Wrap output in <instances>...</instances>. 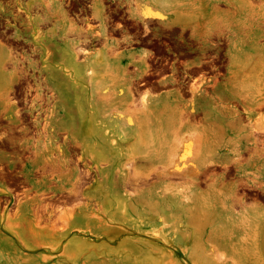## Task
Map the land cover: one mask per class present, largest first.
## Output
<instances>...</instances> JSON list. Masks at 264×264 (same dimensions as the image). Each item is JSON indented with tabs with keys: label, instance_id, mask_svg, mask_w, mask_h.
I'll use <instances>...</instances> for the list:
<instances>
[{
	"label": "rangeland",
	"instance_id": "374dc122",
	"mask_svg": "<svg viewBox=\"0 0 264 264\" xmlns=\"http://www.w3.org/2000/svg\"><path fill=\"white\" fill-rule=\"evenodd\" d=\"M23 1L0 0V264H264V0Z\"/></svg>",
	"mask_w": 264,
	"mask_h": 264
},
{
	"label": "flooded vegetation",
	"instance_id": "af4514ba",
	"mask_svg": "<svg viewBox=\"0 0 264 264\" xmlns=\"http://www.w3.org/2000/svg\"><path fill=\"white\" fill-rule=\"evenodd\" d=\"M162 18H164V16ZM202 23H203V21L199 20V24L202 25ZM175 61H176V59H173V60H171L169 62L168 61H160L159 64H157L156 68H154L151 72L148 73V75L150 77L148 82L153 83L154 85H161L162 78H165V75L167 76V75L172 74L171 73V69H172L173 63ZM167 70H169L170 72L162 74L164 71H167ZM185 76H190V74L186 73ZM144 83L145 82H142V84H144ZM213 88H216L217 90H219L218 85H214ZM200 94H203V93H200ZM204 101L208 103L210 108H211L210 105H214L213 109H215V110L226 109L224 106L221 105L222 102H220V101L212 102V101H208V100L202 99V100H198V101H193V104H192L193 105V113L195 111H197V107L200 108L202 106V105L199 106V104L201 102H204ZM232 108L235 109L234 107H232ZM232 108H230V109H232ZM206 118H207V120L210 121V125H213V126L214 125H221L223 123L222 121H224V119H226L224 117H206ZM219 118L221 119V123H219V121H218ZM234 123H235V120H233L232 117H231L229 119V124L231 125V128L234 127ZM248 150H250V152H249V160H252L255 157L261 156V153L264 155V152L260 153V152H253L252 149H248ZM235 153H238V154L237 155L235 154L236 156L233 157L235 159V161H233L234 163H232V164H233L234 167H236L238 169L240 167V165H241L242 151H240V149L238 148L237 152H235ZM255 165H256V163H255ZM258 169H259V167H258Z\"/></svg>",
	"mask_w": 264,
	"mask_h": 264
},
{
	"label": "bare ground",
	"instance_id": "6f19581e",
	"mask_svg": "<svg viewBox=\"0 0 264 264\" xmlns=\"http://www.w3.org/2000/svg\"><path fill=\"white\" fill-rule=\"evenodd\" d=\"M164 1V0H163ZM162 1V2H163ZM241 1V0H240ZM195 2V1H194ZM211 3V2H210ZM228 4L230 5V6H232L233 5V2L231 1V0H228ZM238 4V3H237ZM243 5V4H242ZM263 5V4H262ZM255 7H256V5H255ZM240 8V7H239ZM257 8V7H256ZM243 10V9H242ZM256 10V9H255ZM238 11V10H237ZM254 11V10H253ZM245 12H246V10H245ZM239 13V12H238ZM243 14V13H242ZM260 14V13H259ZM237 15V14H236ZM235 15V16H236ZM240 15V14H239ZM238 16V15H237ZM242 16V15H241ZM255 16V15H254ZM239 18V17H238ZM241 18V17H240ZM235 19V18H234ZM244 19V18H243ZM200 21H202V20H200ZM253 24H255V23H253ZM255 30V29H254ZM88 32V31H87ZM255 33H257V32H255ZM260 33V32H259ZM89 34V33H88ZM254 34V33H253ZM254 36V35H253ZM262 37V36H261ZM246 40V39H245ZM257 40V39H256ZM256 44V43H255ZM261 44V43H260ZM259 44V45H260ZM45 45V44H44ZM108 45V44H107ZM112 45V44H111ZM258 47V46H257ZM261 47V46H260ZM113 48V47H112ZM264 48V47H263ZM255 49V48H254ZM258 50V49H257ZM105 52V51H104ZM264 52V51H263ZM235 59V58H234ZM96 62H97V60L96 59H94L92 62H86L85 64H82V67L83 68H85V70H87V72L90 74L89 75V77L91 78V80H93V79H95V73H94V70H93V66L96 64ZM19 64H20V62H19ZM34 64V63H33ZM74 65H76V64H74ZM18 67V66H17ZM77 67V65L76 66H74V68H76ZM16 77V76H15ZM241 78V77H240ZM15 81V80H14ZM13 81V82H14ZM245 83V82H244ZM254 90V89H253ZM256 90V89H255ZM236 94V93H235ZM121 95V94H120ZM124 95H126V94H124ZM144 97H145V95H144ZM144 97L142 96V99L144 100ZM105 99H106V105L108 106V109H110V107H112V105H113V103H114V97H111V96H106V94H105V97H104ZM120 100H119V103L121 102V103H124V104H126L127 102H128V100L130 101V99H131V94L130 93H128L127 94V97H121L120 96ZM62 99L65 101V97H64V93H63V95H62ZM253 102V101H252ZM255 105V104H254ZM116 109V108H115ZM112 110H114V108H112ZM115 111V110H114ZM113 111V112H114ZM118 111V110H117ZM114 112V113H118V112H120V110L118 111V112ZM110 112V111H109ZM108 112V113H109ZM113 112H111V113H113ZM121 113V112H120ZM64 114H65V116H67V117H69V118H71V119H73L74 118V115H71V112L68 110V109H66L65 111H64ZM108 118H110V120L112 121V117L111 116H109ZM116 121H127L129 124L131 123V124H133L134 126H136V127H141L142 126V122H140L138 119H134V121L133 122H129L127 119H126V116H124L122 113L120 114V116H117L116 117ZM88 122V121H87ZM114 122V121H113ZM112 123V122H111ZM117 123V122H116ZM63 124V125H62ZM61 125L63 126V128H65V125H64V123H62ZM89 124H90V122H89ZM46 126V125H45ZM83 126V125H82ZM91 127V126H90ZM94 127V126H93ZM264 128V127H263ZM59 129V128H58ZM49 130V129H48ZM56 130V129H55ZM104 131V133H107L108 131H106V129L105 130H103ZM50 132V131H49ZM211 156H212V154H210ZM174 163V162H173ZM202 163V162H201ZM168 171V170H167ZM111 172V171H110ZM111 180H112V178H111ZM160 183V182H159ZM175 185V184H174ZM118 190H119V188H118ZM105 196V195H104ZM158 196V195H157ZM166 196H168V195H166ZM103 198H105V197H103ZM118 198V197H117ZM161 198H163V197H161ZM165 198V197H164ZM168 199V198H167ZM108 200V199H107ZM111 200V199H110ZM110 202V201H109ZM112 205V204H111ZM99 208V207H98ZM83 210V209H82ZM86 210V209H85ZM100 210V209H99ZM104 210V209H103ZM223 211H226L225 209H222ZM221 210V211H222ZM97 211V210H96ZM93 212V211H92ZM95 212V211H94ZM104 212H106V211H104ZM217 212V211H216ZM80 213H82V212H80ZM96 213V212H95ZM73 218V217H72ZM106 219V218H105ZM38 220V219H37ZM37 222V221H36ZM75 227V226H74ZM89 234V233H88ZM110 234H112V233H110ZM114 234V233H113ZM116 234V233H115ZM119 234V233H118ZM91 235V234H90ZM74 236H76V235H74ZM105 237V236H104ZM101 238H103V236L101 237ZM119 238V237H118ZM166 238V237H165ZM77 239V238H76ZM75 239V240H76ZM166 239H168V238H166ZM74 240V241H75ZM85 240V239H84ZM100 240V239H99ZM129 240V239H128ZM77 241V240H76ZM129 242V241H128ZM110 243V242H109ZM99 244V243H98ZM93 245V244H92ZM96 245H97V243H96ZM121 246V245H120ZM119 246V247H120ZM88 249V248H87ZM86 249V250H87ZM101 249V248H100Z\"/></svg>",
	"mask_w": 264,
	"mask_h": 264
},
{
	"label": "crops",
	"instance_id": "0c3cea01",
	"mask_svg": "<svg viewBox=\"0 0 264 264\" xmlns=\"http://www.w3.org/2000/svg\"><path fill=\"white\" fill-rule=\"evenodd\" d=\"M16 1L19 2L20 0H16ZM94 3H96V4L98 3V5H99V0H93V4ZM23 6L29 12L32 11V12L39 13L41 11V13L43 14V16L41 17L42 19L40 18L39 15L35 16V18H34V20L37 21V23H39L40 20H42L43 22L50 21L51 12L52 11L61 12V9H62L61 8L62 3L60 1H56V0H24ZM62 22L63 21L60 22V26H62V24H61ZM48 27H50V26H48ZM65 28H66V21H65ZM0 59L3 61L10 59V50L3 47L2 44H0ZM3 92H4V90H3ZM0 93H2V90H0Z\"/></svg>",
	"mask_w": 264,
	"mask_h": 264
}]
</instances>
